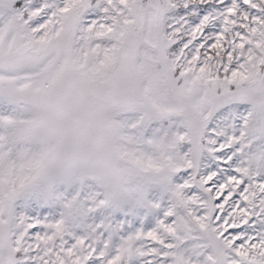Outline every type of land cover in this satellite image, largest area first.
<instances>
[{
  "label": "snow or ice",
  "instance_id": "obj_1",
  "mask_svg": "<svg viewBox=\"0 0 264 264\" xmlns=\"http://www.w3.org/2000/svg\"><path fill=\"white\" fill-rule=\"evenodd\" d=\"M0 264H264V0H0Z\"/></svg>",
  "mask_w": 264,
  "mask_h": 264
}]
</instances>
